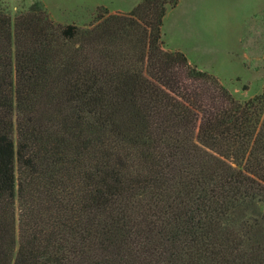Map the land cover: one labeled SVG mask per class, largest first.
I'll list each match as a JSON object with an SVG mask.
<instances>
[{"label":"trees","instance_id":"1","mask_svg":"<svg viewBox=\"0 0 264 264\" xmlns=\"http://www.w3.org/2000/svg\"><path fill=\"white\" fill-rule=\"evenodd\" d=\"M178 2L0 11V264H264V87L165 49Z\"/></svg>","mask_w":264,"mask_h":264},{"label":"rangeland","instance_id":"2","mask_svg":"<svg viewBox=\"0 0 264 264\" xmlns=\"http://www.w3.org/2000/svg\"><path fill=\"white\" fill-rule=\"evenodd\" d=\"M141 0H0V11L15 18L40 3L62 24L91 23L98 7L127 12ZM164 47L180 50L214 74L239 99L264 87V0H179L162 27Z\"/></svg>","mask_w":264,"mask_h":264}]
</instances>
